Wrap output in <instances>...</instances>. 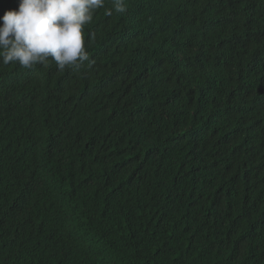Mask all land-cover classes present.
<instances>
[{"label":"trees","instance_id":"16d2710c","mask_svg":"<svg viewBox=\"0 0 264 264\" xmlns=\"http://www.w3.org/2000/svg\"><path fill=\"white\" fill-rule=\"evenodd\" d=\"M125 6L0 64V264H264V0Z\"/></svg>","mask_w":264,"mask_h":264},{"label":"clouds","instance_id":"9594fccd","mask_svg":"<svg viewBox=\"0 0 264 264\" xmlns=\"http://www.w3.org/2000/svg\"><path fill=\"white\" fill-rule=\"evenodd\" d=\"M112 11L126 12L125 0H111ZM105 0H18L17 10L0 16V64L32 69L53 62L59 71L90 62L85 26Z\"/></svg>","mask_w":264,"mask_h":264}]
</instances>
